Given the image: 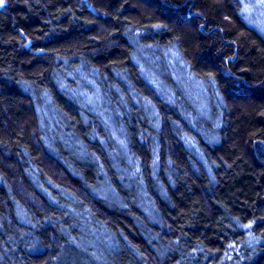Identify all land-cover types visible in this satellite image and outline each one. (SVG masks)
<instances>
[{"label": "trees", "instance_id": "obj_1", "mask_svg": "<svg viewBox=\"0 0 264 264\" xmlns=\"http://www.w3.org/2000/svg\"><path fill=\"white\" fill-rule=\"evenodd\" d=\"M248 5L4 0L0 264H264Z\"/></svg>", "mask_w": 264, "mask_h": 264}, {"label": "rangeland", "instance_id": "obj_2", "mask_svg": "<svg viewBox=\"0 0 264 264\" xmlns=\"http://www.w3.org/2000/svg\"><path fill=\"white\" fill-rule=\"evenodd\" d=\"M254 4H250V0H247L249 5L247 6V13L249 14V19H251L254 24L260 28L264 29V6L259 5V1L253 0Z\"/></svg>", "mask_w": 264, "mask_h": 264}, {"label": "snow or ice", "instance_id": "obj_3", "mask_svg": "<svg viewBox=\"0 0 264 264\" xmlns=\"http://www.w3.org/2000/svg\"><path fill=\"white\" fill-rule=\"evenodd\" d=\"M4 3V0H0V6H2Z\"/></svg>", "mask_w": 264, "mask_h": 264}]
</instances>
